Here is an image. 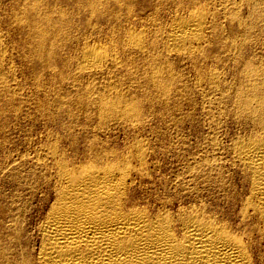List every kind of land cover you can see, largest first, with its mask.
I'll return each instance as SVG.
<instances>
[{
  "label": "bare ground",
  "instance_id": "bare-ground-1",
  "mask_svg": "<svg viewBox=\"0 0 264 264\" xmlns=\"http://www.w3.org/2000/svg\"><path fill=\"white\" fill-rule=\"evenodd\" d=\"M8 12L32 107L127 134L119 145L87 127L1 153L0 264H264V0H10ZM6 52L0 25V70ZM19 90L0 71V116ZM190 91L210 119L208 150L159 196L158 152L134 129Z\"/></svg>",
  "mask_w": 264,
  "mask_h": 264
},
{
  "label": "rangeland",
  "instance_id": "rangeland-1",
  "mask_svg": "<svg viewBox=\"0 0 264 264\" xmlns=\"http://www.w3.org/2000/svg\"><path fill=\"white\" fill-rule=\"evenodd\" d=\"M9 1L10 0H0V25L2 27L3 42L6 45V53L8 55L7 59L9 60L5 64L3 63L4 65L0 71L8 79L20 84V92L18 94L19 97L16 100L15 108H7L0 116V154L6 149L9 151L13 150V153L15 154L22 153L25 151V149L27 151H31L35 144L36 145L33 147L35 149L38 148L39 145L42 147V144L40 143L46 140L47 135L49 136L51 134H54L53 136H56V134L63 135L65 139H68V136L70 135L77 134L80 136V133H78L80 131L81 133H85L82 132V130L86 129L87 127V131L85 130L86 134L89 133L88 135H90V133H95L96 129L94 128V130H92L93 127L100 125L95 118L89 120L88 124H85V122L88 120L84 119L82 116L73 120V117L67 115H59V117L54 115L52 121L51 119L48 121V119L43 118L42 115H40L38 111L32 107L34 103L32 102L33 100L31 98L33 97L32 92L35 88V81L32 77L31 66H29L27 62H25V60H23L22 57L18 55L17 50L11 45L9 41ZM215 1L216 0H214V2ZM242 12L246 13L247 10L244 9ZM224 25V34L226 35L231 30V28L227 26V23ZM240 38L241 36L238 35L236 40L239 41ZM222 49V47L217 48L214 55H223L224 51ZM211 59L212 58L210 57L208 62H211ZM8 63L11 65V71H9L7 68ZM202 63H204V60H202ZM184 65V62L176 64V66ZM186 77L193 81L194 72L188 71ZM71 79V76H69L66 82L62 83V88H65ZM30 95L32 96L31 98ZM200 96L201 95L195 91L187 92V94L182 95V98L178 100H170V108L167 110L161 104L155 103L152 111H147V109L143 111V118L140 123L143 129H134L135 133L140 138H144L149 142V149L155 148V150L158 152L155 157L150 155L148 159L151 164L150 167L153 170L155 169L153 173L154 175L155 173H158L157 175H159L160 171L161 174L164 172V178L162 181L158 180V184L153 187L156 194L158 192L160 193L157 194L159 196H167V194L173 195L179 191L181 188L176 185L178 181L180 179H184V177L185 179H189V174H187V171H185L184 168L192 162L191 160H195L193 158L200 156V154H203L204 151L206 153V150H208L207 140L210 138L209 132L211 124L207 115L201 112L203 100ZM174 101L180 103L179 106H173ZM60 121H64V124ZM123 124L124 123L118 124L115 121H111L108 124L107 131H104L105 134L120 140V142L118 141L119 145H122L125 142L127 134V128ZM226 126H228V128ZM225 127L227 129L224 128L223 132L221 131L222 133L220 134V139H223H221L222 141L227 140V135H229V133L231 134L234 128L233 124L231 123L225 124ZM104 132L97 129L96 134L104 135ZM31 138H33L35 141V144L32 143V145H29L28 143ZM39 139L42 141H39ZM27 140L28 142H26ZM28 147L29 149L31 147V149L28 150ZM195 152H198V155L195 154ZM3 159V155L1 154L0 167L2 165L1 163L4 162ZM155 160L157 161L154 162ZM186 161L189 162L187 163ZM156 166L159 169L156 168ZM224 166L227 168L228 164L224 162ZM180 172L184 177L182 175L181 177L178 176V174H181ZM1 179L2 178H0V185H4L5 188L10 189L11 185L9 183L5 185L6 183H2ZM164 179L167 181V187L163 185L165 181ZM223 204L226 205L227 203L224 202Z\"/></svg>",
  "mask_w": 264,
  "mask_h": 264
}]
</instances>
